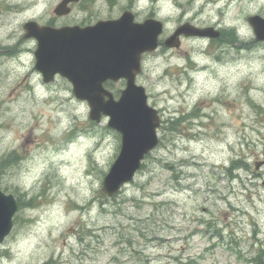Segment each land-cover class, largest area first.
<instances>
[{
	"label": "rangeland",
	"instance_id": "obj_1",
	"mask_svg": "<svg viewBox=\"0 0 264 264\" xmlns=\"http://www.w3.org/2000/svg\"><path fill=\"white\" fill-rule=\"evenodd\" d=\"M60 1L0 0V43L15 49L0 58V160L19 158L0 188L21 202L0 264H254L264 248V167L255 168L264 158V41L247 18L264 17V0H80L57 16ZM127 9L137 22L161 20V40L186 22L239 40L185 37L143 55L137 82L160 113V141L108 197L101 189L121 134L108 117L90 118L67 78L43 81L23 25H90ZM125 86L109 88L118 98ZM241 158L247 165L232 169Z\"/></svg>",
	"mask_w": 264,
	"mask_h": 264
},
{
	"label": "water",
	"instance_id": "obj_2",
	"mask_svg": "<svg viewBox=\"0 0 264 264\" xmlns=\"http://www.w3.org/2000/svg\"><path fill=\"white\" fill-rule=\"evenodd\" d=\"M71 1L79 0H62L55 12L58 15L70 13L68 4ZM248 21L253 26L256 41H264V17L256 14L249 16ZM24 28V38L35 37L38 41L36 68L42 73L44 82L54 81L58 74L66 77L77 98L88 102L90 118L100 122L103 116H108V126L121 133L119 155L102 187L105 195H115L125 183L133 180L146 154L159 143V112L149 105L146 88L137 84L136 78L142 71L143 54L159 47L163 22L155 18L136 22L134 13L125 10L118 19L99 20L85 27L55 28L29 21ZM182 35L218 38L221 32L212 26L198 27L187 22L164 44L180 47ZM121 78L126 79L127 84L116 99L104 84ZM263 164L264 161L258 162L256 168ZM17 210L16 197L0 189V248L12 231Z\"/></svg>",
	"mask_w": 264,
	"mask_h": 264
},
{
	"label": "trees",
	"instance_id": "obj_3",
	"mask_svg": "<svg viewBox=\"0 0 264 264\" xmlns=\"http://www.w3.org/2000/svg\"><path fill=\"white\" fill-rule=\"evenodd\" d=\"M231 38L236 40V41L239 40V36L237 35L235 30L224 31L223 37L220 40L232 41ZM18 159H19L18 154L15 151L10 152L0 162L1 172L3 173V171L5 169H7L8 167H10L12 164L18 163ZM243 165L246 166L247 163L242 158L241 159H235L231 162L232 169L239 168ZM30 203H31V201H30ZM252 260H253L252 262L254 264H264V248H261V250L258 251V253L255 256L252 257ZM43 264H55V262H54L53 258H51V259L45 261Z\"/></svg>",
	"mask_w": 264,
	"mask_h": 264
},
{
	"label": "flooded vegetation",
	"instance_id": "obj_4",
	"mask_svg": "<svg viewBox=\"0 0 264 264\" xmlns=\"http://www.w3.org/2000/svg\"><path fill=\"white\" fill-rule=\"evenodd\" d=\"M2 46V44H0ZM0 46V55L6 51H9L10 48H8L7 46Z\"/></svg>",
	"mask_w": 264,
	"mask_h": 264
}]
</instances>
